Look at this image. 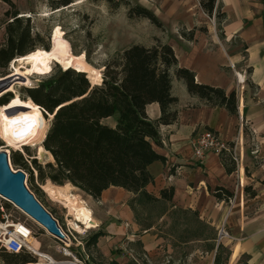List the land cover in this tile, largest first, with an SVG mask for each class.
<instances>
[{"label": "rangeland", "instance_id": "374dc122", "mask_svg": "<svg viewBox=\"0 0 264 264\" xmlns=\"http://www.w3.org/2000/svg\"><path fill=\"white\" fill-rule=\"evenodd\" d=\"M66 1L68 3L64 4ZM136 7L151 11L160 24H156L147 17L137 16L135 14ZM129 10L132 11L133 16H129ZM218 11L222 12L217 1L212 15H209L201 7L199 0H0V47L4 46L7 40L6 28L14 18H20L21 25L29 26L31 39L27 45L32 46L31 51L35 48L49 49L53 30L59 27L73 54L84 53L86 62L100 70L101 79H103L104 65L117 52L131 44L151 46L156 40L174 45L175 39L172 37V33L191 41L197 32L207 31L203 24L205 22L216 24L217 29L220 28L223 17L217 16ZM199 15L203 16L204 22H197ZM186 19H190L193 24H196L190 27L184 23ZM182 31L192 32V39L184 37L181 34ZM19 66L20 63L15 61V58L6 66H0V78L8 77L15 71V67L19 68ZM19 69L21 72L25 71L24 67ZM61 70L64 69L60 64L53 63L51 70L46 73H29L26 80L21 77H15V81L10 79L14 90L7 91L3 95L10 99L14 94H18L20 98L28 99L25 87L36 86L40 82L48 81ZM2 83L6 84L4 81L0 82V84ZM90 84L95 85L91 81ZM43 116L47 124L46 133L52 118L49 113L44 111ZM106 121L111 123V119ZM246 130L248 132L247 128ZM249 136L250 134L245 135L244 141L235 139L233 147L238 158L236 174H239L240 178L237 180L243 191L239 189L233 193L231 199L221 202L223 211L219 215L218 221H212L197 211H186L178 207L171 208L172 200H160L146 204L140 203L138 196L131 199L137 221L142 225L153 224L151 232L159 242L154 251L150 249V257H148L150 264H248V254H242L235 259H230V255L233 244L251 231L257 224L258 215L264 211V170L261 168L264 161L253 154L252 150L256 149L257 143L249 139ZM42 141L43 138L41 141L28 144L19 143L13 147V145L6 144L5 139L0 136V150H7L9 163L13 169L26 173L27 187L46 206L47 210L52 212L69 240L66 244L58 241L18 208L8 203L7 206L12 212V217L25 222L31 228L34 237L33 247L49 255L53 260L68 258L63 253V248H67L72 256L84 263L111 264L112 262L108 260L110 255L104 257L96 246H85V242L90 236L98 230L101 231V228L98 226L86 228L78 223L80 226L78 230L73 215L68 212L65 204H62L63 201L53 199L43 191L44 182L50 180L47 177L50 174L47 163L54 161L49 158L47 152L41 155L38 153V146L42 144ZM15 152L21 153L28 168L11 162V157ZM37 165L40 166L41 173ZM41 174L44 175L43 178H41ZM243 179L244 186L242 187ZM250 179L253 181L251 182ZM254 185L258 193L255 197L251 196L250 192L244 191L246 186H250L251 192L254 191ZM79 190L74 189L73 191L84 198V191ZM243 196L244 200H242ZM237 199L240 200V205L244 203L243 208H240L239 215L236 213ZM234 205L235 213L226 217L225 213L228 210L231 212ZM243 224L245 225L244 231L241 230ZM222 227L227 230L225 231L228 236L220 237L219 231ZM262 237L264 238V234ZM119 242L114 240V243L109 247L108 254L118 253L121 250L117 247ZM109 243L107 241L102 247L106 245L108 247ZM131 253L133 254V252ZM21 254L34 257L35 261L31 263H47L44 257L36 255L35 252L24 251ZM140 256L146 260V257ZM130 260L133 259L130 258ZM0 264H6L2 258L1 250Z\"/></svg>", "mask_w": 264, "mask_h": 264}, {"label": "crops", "instance_id": "0c3cea01", "mask_svg": "<svg viewBox=\"0 0 264 264\" xmlns=\"http://www.w3.org/2000/svg\"><path fill=\"white\" fill-rule=\"evenodd\" d=\"M216 1L224 13L220 28L205 22L203 24L207 31L197 32L191 41L172 33L175 42L171 47L178 65L192 70L197 82L221 87L226 92L234 90L237 112L230 114L223 106L206 104L200 97L190 94L182 80L173 78L171 94L176 102L171 109L175 111L176 118L170 124L160 125L161 145L156 148L165 160L154 161L149 165L152 181L144 188L159 197L162 189L172 187L171 208L197 211L212 221H218L223 211L221 202L224 201L217 199L212 189L221 186L232 193L243 189L239 187L237 168L227 173L219 155L208 153L203 159L193 155L194 138L206 129L217 132L226 141H244L245 135L250 134L249 139L257 143L256 149L252 150L253 154L264 161V0ZM197 20L198 23L204 22L202 15ZM184 23L190 27L196 24L190 19ZM238 76L241 84L236 82ZM146 113L151 119H157L160 116L158 103L147 105ZM261 168L264 170V165ZM48 184L85 199L93 218L97 220V226L104 232L95 246L104 257L110 255L108 260L111 264H150V249L154 251L159 242L152 235L153 224L142 225L135 217L131 199L138 194L110 186L99 198L82 192L83 198L73 191L79 189L71 183L56 184L49 180L42 187L46 195L44 186ZM243 184L244 179L242 187ZM255 187L253 190L256 192ZM257 195L256 192L254 197ZM238 199L237 211L234 205L231 212L228 210L225 213L226 217L234 214V209L238 215L241 213L240 208H243L244 203L240 205ZM257 220L251 231L233 244L230 259L248 254V264H264V211L258 215ZM243 227L244 224L241 227L244 231ZM114 240L120 241L117 247L121 250L108 254ZM107 241L110 242L109 246L102 247ZM236 246L238 251L234 255ZM140 255L146 257V260Z\"/></svg>", "mask_w": 264, "mask_h": 264}, {"label": "trees", "instance_id": "16d2710c", "mask_svg": "<svg viewBox=\"0 0 264 264\" xmlns=\"http://www.w3.org/2000/svg\"><path fill=\"white\" fill-rule=\"evenodd\" d=\"M199 3L212 15L216 0H199ZM136 9L137 16L160 24L151 11ZM129 16H133L131 10ZM217 16L221 18L224 13L218 11ZM21 21L14 18L6 28L7 40L0 47V66L31 51L32 46L27 45L31 39L29 26L21 25ZM181 34L188 39L193 37L192 32ZM173 78L182 80L187 91L206 104L223 106L230 114H236L234 90L226 92L221 87L197 82L192 70L178 65L171 45L159 40L151 46L131 44L117 52L104 65L100 84L91 85L85 72L67 68L48 81L25 87L26 96L52 115L42 141L54 161L47 163L50 168L47 177L56 184L69 182L93 198H99L108 187L117 186L138 194L140 203L171 201L172 187L162 189L159 197L144 188L152 181L149 165L165 160L156 148L161 145L160 125L170 124L176 118L171 109L176 102L171 94ZM8 101L6 95L0 96V105ZM151 103L159 105L157 119H151L146 113V106ZM219 158L227 173L236 170L231 154L222 153ZM11 162L28 168L20 152L12 155ZM37 167L41 173L40 166ZM250 190V186L244 187V191L254 196L255 192ZM212 194L221 200L233 196L221 186L213 188ZM102 235L103 231L94 232L85 246H95ZM2 258L6 264L35 261L30 255L5 251Z\"/></svg>", "mask_w": 264, "mask_h": 264}, {"label": "bare ground", "instance_id": "6f19581e", "mask_svg": "<svg viewBox=\"0 0 264 264\" xmlns=\"http://www.w3.org/2000/svg\"><path fill=\"white\" fill-rule=\"evenodd\" d=\"M15 61L19 62V68L24 67L25 71L21 72L18 67H15V71L11 75L0 78V82L4 81L6 83V86L0 88V96L7 91L14 90L12 81H15V77H21V79L26 80L29 73H46L51 70L53 63L60 64L63 69L73 68L79 72H85L88 79H90V81L94 84L100 83L102 80L100 70L90 66L86 62L84 53L77 55L73 54L65 42L63 32L59 29V27H56L53 30L51 46L49 49L35 48L24 55L16 57ZM238 78L240 77L238 76ZM49 115L50 118H52V115ZM46 125L43 111L40 106L34 103L30 98L22 99L18 94H14L7 103L0 105V136L5 139L7 142L6 144L8 145H13L14 147V145L19 143L28 144L41 141L45 135ZM38 147V153L40 155L47 152L43 148L42 144ZM47 153L49 158L53 159L51 154L49 152ZM44 190L53 199L63 201L62 204L64 203L69 210L68 212H71L73 215L74 220L76 221L75 226L78 230L80 229L78 223L86 228H93L97 226V220L93 218L91 210L85 204L84 199L75 197L73 194H69L68 192H63V188L53 186L52 184L44 186ZM15 207L18 208L17 206ZM18 209L31 218L20 208ZM32 220L35 221L34 219ZM36 223L40 225L38 222ZM40 226L45 229L42 225ZM23 232L28 233L27 240L31 244V247L35 251L36 255L38 254L44 257L47 260V263L54 262L49 255L42 253L37 248L33 247L34 237L28 227H24ZM66 242L67 241H65V243ZM237 251L238 246L235 248L234 255ZM41 263L44 262H40L39 264Z\"/></svg>", "mask_w": 264, "mask_h": 264}, {"label": "built area", "instance_id": "2783aa9c", "mask_svg": "<svg viewBox=\"0 0 264 264\" xmlns=\"http://www.w3.org/2000/svg\"><path fill=\"white\" fill-rule=\"evenodd\" d=\"M236 82L241 84L239 83L241 80L238 77L236 78ZM40 108L44 111L42 107ZM230 142H232L233 145H230ZM234 145L235 141H226L217 132L206 129L200 132L192 141V151L197 159H203L208 153H214L219 156L222 153H229L237 164L238 158L233 149ZM8 203L15 206L13 203L0 196V250L11 254H19L24 251L35 252L27 240L28 233L23 232V228L28 227L32 234L31 228L26 225L25 222H21L12 217V212L7 206ZM219 234L220 237L225 235L228 236L224 227L220 229ZM63 253L68 256V258L54 260L52 263L41 264H87L72 256L67 248H63ZM39 263L40 262L32 264Z\"/></svg>", "mask_w": 264, "mask_h": 264}, {"label": "water", "instance_id": "95a60500", "mask_svg": "<svg viewBox=\"0 0 264 264\" xmlns=\"http://www.w3.org/2000/svg\"><path fill=\"white\" fill-rule=\"evenodd\" d=\"M5 85L4 83L0 84V88ZM0 196L28 214L58 241L65 243L69 240L58 220L27 187L26 174L22 170L11 167L8 153L3 149L0 150ZM26 264L32 263L27 262Z\"/></svg>", "mask_w": 264, "mask_h": 264}]
</instances>
